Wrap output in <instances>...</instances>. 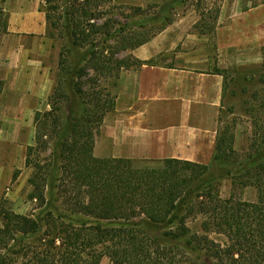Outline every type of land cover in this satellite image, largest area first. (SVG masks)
I'll return each mask as SVG.
<instances>
[{"label": "trees", "instance_id": "1", "mask_svg": "<svg viewBox=\"0 0 264 264\" xmlns=\"http://www.w3.org/2000/svg\"><path fill=\"white\" fill-rule=\"evenodd\" d=\"M194 1L201 14L196 28L213 35L221 7L205 13L202 0L147 9L115 0H41L46 36L60 44L57 85L51 110L35 114L34 144L27 148L36 207L26 215L0 207V264H264V93L252 96L259 115L246 152L235 149V133L227 127L218 132L209 165L94 154L99 129L116 107L103 84L123 70L155 65L156 59L127 54L171 25L178 6ZM243 5L249 11L264 0ZM126 18L130 23H123ZM262 54L258 81L264 86V47ZM248 76L246 83L253 79ZM3 89L0 80V95ZM226 179L233 188L254 187L257 202L222 199Z\"/></svg>", "mask_w": 264, "mask_h": 264}, {"label": "crops", "instance_id": "2", "mask_svg": "<svg viewBox=\"0 0 264 264\" xmlns=\"http://www.w3.org/2000/svg\"><path fill=\"white\" fill-rule=\"evenodd\" d=\"M223 9L213 35H193L203 39L215 37L220 50L218 61L208 60L206 64L193 59V65L198 66H164L158 62L169 47L178 44L172 32L188 30V23L192 28L195 26L198 14L193 9L132 52L141 61L156 59L157 62L153 66L121 72L115 110L107 114L96 136L94 154L97 158L177 159L201 165L212 162L221 129L220 116L225 109V77L215 67L223 68L228 58L235 60L238 66H261L263 63L264 5L249 11L237 10L226 24L222 22L227 17ZM45 32L46 25L43 26ZM23 49L18 50L19 53L12 52L17 56L10 52L3 57L8 72L16 73L13 84L7 77L0 78L4 82L0 97L6 95L8 98V106L3 109L22 118L17 116L9 121L0 117V145L9 134L7 127L22 129L24 113L40 112L42 101L48 102L54 89L51 69ZM230 50H234V55H230ZM35 114L32 121L28 120L29 124L34 122ZM239 138L236 130L235 149ZM247 190L245 201L256 202V197L248 200Z\"/></svg>", "mask_w": 264, "mask_h": 264}, {"label": "rangeland", "instance_id": "3", "mask_svg": "<svg viewBox=\"0 0 264 264\" xmlns=\"http://www.w3.org/2000/svg\"><path fill=\"white\" fill-rule=\"evenodd\" d=\"M167 1L169 0H115L116 4L126 8L142 7L143 9H147L149 6L162 5ZM202 1L204 3L201 4V8L205 13H208V9L210 8L215 9L219 6L224 8L223 10L227 17L222 22L225 24L229 21L228 19L233 15V12L243 10L244 7L243 0ZM247 1L249 2V0ZM193 5H198V2L194 1L190 5L178 6L175 12L171 14L174 22L180 19L188 10L193 9L198 14L196 15L197 22L193 28L188 23V30L184 32L181 30H178L177 33L172 32L173 38L175 37L178 44H173L169 47L168 52L160 56L158 59L160 65H193L194 62H191L193 59V61H201L207 64L209 63L208 60L213 62L220 59V50L215 37L210 38L207 36V38L203 39L193 36L194 34H200V31L196 27L201 21V14ZM129 13L130 10H126L125 16L129 15ZM134 20H139V18L132 19V21ZM122 21L123 23H130L131 19L126 18L122 19ZM45 25V15L41 12V0H0V78L4 77L5 79L7 77L9 83L10 81H12V84L14 83L16 73L11 74L8 72L5 66L6 60L3 57L9 56L10 52L12 55L17 56V54L12 52L19 53L18 50L23 51V48H26L30 51L31 58L41 59L44 65L51 69V76L55 88L57 85L60 44L58 41L47 38L46 32L43 33V26ZM229 53L230 55H234V50H230ZM130 54L132 53H128L127 55ZM222 65L223 68L220 67V69H217L215 67V69L224 72L229 83L225 97V109L220 116V127L221 130L230 127L232 133L238 130L240 138L236 150L243 153L249 149L255 133L253 121L255 115H259V112L257 113L259 102L253 101L252 96L254 93H259L260 95L264 93V86L258 81L263 73L262 65L238 66L235 60L231 61V58H228ZM247 75L250 78L253 77V79L246 83L244 82V76ZM119 79L113 78L103 84L116 97V104ZM6 106H8V98L4 95L3 98L0 97V117L2 116L8 120L9 118H16L18 115L16 116L3 109ZM39 108L41 109L40 112L50 111L51 106L49 100L48 102L42 101ZM252 110H254V113L250 112ZM35 113L33 111L24 113L23 119L25 121L22 129L21 127H7L9 134H6V141L1 142L0 145V207L1 205L7 206L16 213L23 215L31 213L37 204L30 200L32 187L29 181L34 171L32 168L26 167L27 148L34 142V122L29 124L28 120L31 119L32 121ZM1 128L0 122V130H2ZM21 130L24 132L23 136H21ZM43 156L47 159L50 155L48 153ZM247 188L250 189L247 190ZM247 188H233V181L226 179L220 186L221 198L226 200L234 195L238 200L245 201L244 194L245 190H247L248 200L256 197L255 201L257 202V190L254 187ZM189 223L192 228H197L192 221ZM215 238L223 240L220 237ZM102 264L113 263L105 259ZM179 264L191 263L182 262Z\"/></svg>", "mask_w": 264, "mask_h": 264}]
</instances>
